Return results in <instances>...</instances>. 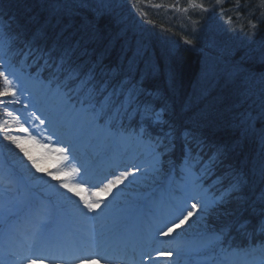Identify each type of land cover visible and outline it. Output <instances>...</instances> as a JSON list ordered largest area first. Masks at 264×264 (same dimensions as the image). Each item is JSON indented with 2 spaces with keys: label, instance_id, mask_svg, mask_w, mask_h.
<instances>
[{
  "label": "trees",
  "instance_id": "obj_1",
  "mask_svg": "<svg viewBox=\"0 0 264 264\" xmlns=\"http://www.w3.org/2000/svg\"><path fill=\"white\" fill-rule=\"evenodd\" d=\"M154 1L157 0H121L122 5L115 8L114 2L107 6L99 0H0V20L20 33L14 52L0 51V73L8 74L7 67L14 71L16 68L33 82L32 87L41 82L49 84L51 69L44 70L39 56L33 60L19 55L26 45L35 44L51 55L49 64L65 58L67 52L71 65L88 77L94 76L96 82L135 85L141 90V104H148L156 111L162 108L163 122L155 123L133 113L117 121L115 126L110 123L102 126L116 130L125 141L138 140L142 148L149 146L158 159L164 161L163 166L173 163L175 187L182 181L184 168L197 174V182L202 183L212 197L239 180V191L228 198L222 208L213 210L210 206L199 218V228L193 238L205 243L215 240L210 233L223 230V242H219L215 251L212 246L199 253L202 259L211 257L227 261L226 264H264V144L253 137L262 134L250 133L264 126V74L256 72L238 55L243 50L242 43L247 42L250 58L259 59L264 67V44L249 39L224 49L225 52L212 47L214 56L207 59L203 58L204 43L192 40L190 49L183 48L177 36L162 43V38L173 36L175 27L165 22L172 35L161 31L165 24L147 11L149 6H155ZM218 1L222 5L211 6L210 12L215 15L222 7L231 6L245 17L252 12L257 17L256 10L264 7V0ZM166 2L175 9H185L192 1ZM126 11L130 16L122 22ZM259 19L264 24L262 15ZM243 24L239 26L238 35L252 32L264 38V30L254 29L246 19ZM202 63L203 70L199 67ZM197 71L201 72L196 75ZM202 71L207 73V83L201 82ZM166 79L174 83L173 87L167 88ZM196 81L204 85L191 92L189 88ZM4 88L0 76V91ZM13 99L16 102H11ZM0 101L3 102L0 103V120L5 117L11 120L14 115L23 124L24 101L18 94L14 98L0 96ZM69 102L81 107L75 98ZM238 114L259 117L256 122H243V126H238L235 118ZM141 127L146 130L145 135H141ZM188 132L204 141L203 152L194 161L184 155V135ZM169 133L175 148L161 152L155 141H165ZM221 146L222 153H218ZM241 146L246 151L242 152ZM214 154L215 159L210 160Z\"/></svg>",
  "mask_w": 264,
  "mask_h": 264
},
{
  "label": "rangeland",
  "instance_id": "obj_2",
  "mask_svg": "<svg viewBox=\"0 0 264 264\" xmlns=\"http://www.w3.org/2000/svg\"><path fill=\"white\" fill-rule=\"evenodd\" d=\"M99 1L107 6L113 2V0ZM119 1L121 2V0ZM122 1L126 2V0ZM190 1H192L190 3L192 6L203 5V2L200 1L196 3H194L195 0ZM202 1L213 2L214 0ZM220 2L216 1L213 6L219 7L222 5ZM203 7L207 11L212 10L211 6L203 5ZM227 12L239 16L235 7L229 8ZM240 19L239 26H243V22L247 18L241 15ZM236 34L238 35V33ZM7 68L9 73L17 72L15 78L12 75L8 77L11 81L10 87L16 89L19 99L24 100L27 106L26 108L23 106L25 108L22 116L23 125L13 115L11 120L6 117L0 120V126L7 130V135L25 141L24 147L37 159L40 169L43 171H38L24 151L7 139L4 131H0V135L3 137V140L0 141V167L10 166L0 173V177L5 178L0 179V182L3 181V186H11L10 193L17 190L11 197L5 193L0 194L6 198L9 197L7 200H0L1 224L9 216L16 215L18 218L23 210H27L31 214V218L40 215L39 221L41 222L45 220L51 222L56 216L54 226L50 231L52 230L59 237L58 244L49 243L47 239H43V242L40 241L47 230L40 228L41 224L37 223L35 227L38 234L37 241H28V235H24L25 242L23 245L17 246L24 248L22 251L17 250L19 254L29 251L32 255V251L36 259H45L39 254L43 253L48 257L47 254L52 252L63 256V258H72L68 261V259L48 257L45 261L49 264H58L59 262L62 264H111L101 263L97 258L93 259L89 253H86L85 257L73 258L81 255L79 248L82 245L92 244L95 241L94 223L97 218L112 217L110 225H115L122 235L136 228L134 231L136 237L134 235L131 240L136 241L139 238L140 233L146 228L142 223L145 206L141 202L145 200L144 202L150 206L155 199L159 201L158 197L165 188L160 184H153L152 180L163 168L164 161L162 163L156 155H152L153 151L149 149L134 155L135 149L133 152L131 145L120 140L118 142L123 145V150L119 152L114 144L116 134H112L110 131L106 134L104 129H100L97 125L93 128L94 123L91 122L89 115L85 111L83 112L82 108L75 109L73 102L66 106L65 97L58 95L56 88H49L46 82H41L39 88H33V82L25 74H20L19 69L14 68V71ZM34 85L36 86V84ZM35 105L39 108H35ZM35 112H39L42 119L38 118ZM23 128L28 131H22ZM92 128L95 131H92ZM133 145L136 146V143L133 142ZM56 149L64 151H55ZM102 159L104 161L94 168L97 161ZM48 172L57 174L58 178L47 175ZM125 172L130 175L123 178L121 183L115 185L111 190H102L110 180ZM195 177L196 174L190 170L185 173L183 187L194 188L197 186L199 188V184L194 185ZM62 182L79 186L80 195L77 196L74 192L63 188ZM162 187L163 189H161ZM156 191H159L158 194L151 196ZM83 198H87L89 202L99 201V207L94 210L88 209ZM52 199L59 204V208L52 206ZM39 205L41 206L37 207ZM36 208L39 210L30 212L31 209ZM186 208L192 211L189 207L186 206ZM207 210L204 212H201L200 209L192 211L193 216L179 228H174L169 235H164L162 231H159L158 234L162 232V241L160 243L153 241L154 245L149 246L153 250L152 264H190V256L199 246L193 249L187 246L186 239L180 243V238L185 233L184 230L199 228V218ZM150 211H152V207H150ZM181 217L179 218L181 219ZM169 227H173V221ZM65 228L67 233L64 231ZM8 232H15L12 225L8 229L0 230L2 238H0V264H29V261L23 259L21 261V256L10 253L17 247L11 243V235ZM36 242L39 244H35ZM36 245H38L36 249L35 247L31 249ZM160 245L163 247L159 250L157 246L161 247ZM179 252H186L188 258L184 257V260L179 259L182 256L177 258Z\"/></svg>",
  "mask_w": 264,
  "mask_h": 264
},
{
  "label": "snow or ice",
  "instance_id": "obj_3",
  "mask_svg": "<svg viewBox=\"0 0 264 264\" xmlns=\"http://www.w3.org/2000/svg\"><path fill=\"white\" fill-rule=\"evenodd\" d=\"M203 8V5H200ZM254 27V26H253ZM20 33L14 32L9 23L4 20H0V51L6 50L5 54H10L15 51V44L19 38ZM19 55L31 58L35 60L37 56L43 61L44 70L51 69V78L49 80V86H54L56 88L57 94L65 97L69 101L73 98L76 99L77 103L81 108L89 115L90 120L94 124H111L115 126L117 121H121L122 118L126 119L133 113L140 116L142 119H149L155 123H162V111L154 110L148 104H141L139 100L140 89L135 85L129 83H122L119 86L113 85L106 81L96 82L95 77H88L81 73L78 69L71 65L70 59H67V52L65 53V58H60L51 64L49 61L52 59L51 55L46 51L40 49L35 44H28L25 48L21 49ZM27 62V61H26ZM9 75L16 76L15 72H10L8 74L0 73L3 77L5 88L0 91V96H16V89L11 88V81L9 80ZM11 102H16L14 99ZM0 103H3L0 101ZM27 132L28 129H21ZM4 131L6 138L15 143L20 147L28 159L32 162V165L36 167L38 171H43L40 169L37 159L31 155L27 148L24 147L25 141L7 135L6 129H0ZM146 130L141 127V135H145ZM155 144L159 147L161 152L167 151L169 149L175 148V143L171 133L165 137V141L156 140ZM184 155L189 161H194L195 158L203 152L204 141L196 136L194 133H185L183 141ZM55 151H64L63 149H56ZM218 153H222V146L217 149ZM210 160L215 159V154L209 157ZM47 175L53 178H58L57 174L53 172H48ZM130 174L128 172L123 173L121 176L115 177V179L110 180L102 190H111L115 185L122 182L123 178L128 177ZM239 180L235 181L228 190L225 192L214 195L210 201L205 200L200 204L201 212L206 211L210 206L213 210L217 208H222L227 199L235 195L239 191ZM61 186L68 191L74 192L77 196L80 195L78 190L79 186H73L69 183L62 182ZM85 206L94 210L99 207V201L89 202L87 198H83ZM191 209H196V204H191ZM186 213V214H185ZM180 216L183 218L179 219V224L173 221V227H169L168 231L163 233L164 235H169L173 232L174 228H179L181 225L185 224L190 217L193 216V212L188 210V208H183L180 210ZM216 241L223 242V230L210 233ZM39 255L44 256L45 259L48 257L43 253ZM23 258H21L22 261ZM93 259L95 257L93 256ZM29 264H42V260L30 259Z\"/></svg>",
  "mask_w": 264,
  "mask_h": 264
},
{
  "label": "bare ground",
  "instance_id": "obj_4",
  "mask_svg": "<svg viewBox=\"0 0 264 264\" xmlns=\"http://www.w3.org/2000/svg\"><path fill=\"white\" fill-rule=\"evenodd\" d=\"M203 2V5L205 7H209L214 5V3L218 0H214L213 2H205L202 0H195L196 2ZM114 7H118L119 5H122V3L119 0H113ZM155 6L148 7V14L152 15L154 18H158L162 21L163 24L161 31H164L170 35H172L171 31L169 30V27H167L166 23L168 24L172 23L175 27V30L173 32V36L171 38H162L161 41L166 42L168 39H173L174 36H177V40L182 41L183 48L190 49V46H192V40L195 43H204V48L202 49L203 58H211L213 53L210 49L212 47L219 48V49H228L230 46L237 45L241 43L242 41L249 40V39H256L258 41H255L257 43L264 44V38L261 39L257 36H255L254 33L250 32L248 34L244 35H237L236 33H240L239 31V22L237 23L238 19L242 15L241 13H238L239 16H235L232 13L229 14L227 10L229 8H232L231 6L222 7L221 11L218 12L216 15L210 11L205 10L203 7L202 9H199L200 5L195 6H189L188 8L181 9V8H173L172 5H169L166 0H157L154 1ZM175 9V10H173ZM127 10V9H126ZM256 11L258 15L255 17V14H247L246 17V23H250L249 25L253 27L254 29H262L264 30V24L260 23L261 20L259 19V16H263L264 18V7H259ZM125 12V10H124ZM127 13L124 14L121 17V21L125 22L129 18L130 12L126 11ZM129 15V16H128ZM252 15V17L250 16ZM251 18V20L249 19ZM249 19V20H248ZM235 21V24L232 23V21ZM248 20V21H247ZM238 26H237V25ZM169 35V36H170ZM160 41V42H161ZM243 50L241 49L238 52V55L241 59L248 61L247 63L253 66L254 70L259 73L264 74V67L263 62H261L259 59L253 60L250 58V54L248 50V43L243 42ZM221 51V50H219ZM225 52V50H224ZM218 61H222L221 59H218ZM209 66H212V64H207ZM200 69L203 70L204 64H200ZM146 69H144L145 71ZM201 72L197 71L196 75ZM202 80L201 82H208L207 73L205 71H202ZM204 80V81H203ZM164 84L167 86V88L173 87V82L170 81V79H166L164 81ZM210 84V83H209ZM204 85L200 82L192 83L189 90L193 92L197 86ZM213 102H215L216 98L214 96L211 97ZM183 104V103H182ZM182 106V105H181ZM162 108H160L161 110ZM239 116H235L237 119L238 126H243V122H246L250 124L252 121L256 122L258 117H250L245 114H238ZM235 125V124H234ZM263 127V128H262ZM258 127V130L254 129L250 133H256L259 132L262 134L261 136H253L255 140L259 141L261 144H264V126ZM249 133V134H250ZM251 136V135H250ZM252 137V138H253ZM242 152L246 151L245 147L241 146ZM241 150H239L240 156L243 157V153ZM112 220V217L108 218H98L95 221V228H96V237L97 242L99 243L98 246V253L101 258H106L108 256V250L115 248V252L122 251V250H130L128 248H125L122 236L116 229L115 225H109L110 221ZM142 242V240H140ZM135 246V245H134ZM120 248V249H119ZM133 248V247H131ZM142 251V250H141ZM145 253V252H144ZM110 258V257H108ZM152 259H149L147 262H151ZM147 263V264H148Z\"/></svg>",
  "mask_w": 264,
  "mask_h": 264
}]
</instances>
